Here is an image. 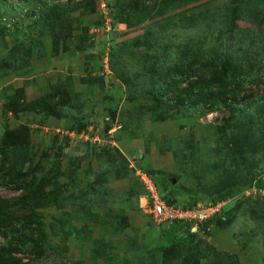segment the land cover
I'll return each instance as SVG.
<instances>
[{
    "label": "rangeland",
    "instance_id": "rangeland-1",
    "mask_svg": "<svg viewBox=\"0 0 264 264\" xmlns=\"http://www.w3.org/2000/svg\"><path fill=\"white\" fill-rule=\"evenodd\" d=\"M137 168L185 208L228 199L203 261L264 264V0H0V264H105L99 231L121 264L156 245L180 264ZM97 177L99 208L78 193Z\"/></svg>",
    "mask_w": 264,
    "mask_h": 264
},
{
    "label": "trees",
    "instance_id": "trees-1",
    "mask_svg": "<svg viewBox=\"0 0 264 264\" xmlns=\"http://www.w3.org/2000/svg\"><path fill=\"white\" fill-rule=\"evenodd\" d=\"M118 8H121L120 5L118 6ZM118 11L120 12L121 10L118 9ZM209 11H211V10H209ZM121 18H122L121 14H116L115 19H121ZM194 18L198 19L197 17H194ZM211 18H212V14H210L207 10L206 13L204 14V19L206 21H210ZM213 20H214V18L212 19V21ZM180 23H182V22H180ZM210 24H211V21L209 22V25ZM177 28L181 29L182 24H175L174 30ZM179 32H180V30H179ZM183 38L185 41L187 40L186 36H184ZM168 39L170 40V38H168ZM161 41L166 42V36L165 35L161 36ZM206 48L204 50H206ZM195 52H196V50H195ZM197 52L199 53L202 51H201V49H199V51H197ZM203 53H205V52L203 51ZM211 56L213 57V55H211ZM115 151H117V149L113 150V152H115ZM142 171H144L146 173L148 172L145 169H142ZM123 176L126 177L127 174H125ZM98 178L99 177H97V179H96L97 182H98ZM119 178H122V176H120V177L113 176L111 179H119ZM134 178L136 179L138 186L140 187V188H138L139 189L137 192L138 195H141V194L145 195L146 190H145L144 186L142 185V183L140 182L139 178H137V176H134ZM155 184L157 186L158 193L161 195V197L167 203H175V204L179 203V202H177L178 200L174 195L170 196L166 193H163L161 187L159 186V184L156 181H155ZM166 184L171 185L172 183H171V181L168 182L167 178H165V184H163V185L166 186ZM244 187H246V186H243L242 189ZM78 193L81 195L82 200L85 203H94L95 205H97L98 208H99L100 204H102V202L109 201L110 196H112L110 188L108 186H105V185L99 183V182L97 183V185H95L93 187L90 186V191H89L88 187H85V188L78 190ZM195 204H196V202L194 203V205ZM257 205L261 208H264V201H258ZM144 214L148 220L152 221V219L149 215H147L146 213H144ZM229 214H230L229 211H227V209H226L221 214H219L217 216H213L212 218H208L207 220L200 222V223L195 222V221H186V220H174L171 222H164L161 224H166L168 226V228L162 227L163 229L161 230V235H163V237L166 238L167 240H173L175 237L179 239V243L182 246V250L179 253L180 264H239L237 259H235L233 256L225 254V253L220 254V252H217V251L214 252V254H212V257L209 261H203L205 259L207 251L203 247L202 236L205 237L206 235L210 234V229L212 227L220 224L223 221V219L225 217H227ZM96 215H98L97 212H96ZM125 215H126L125 211H123V210L117 211V210L108 209V211L105 213V216H104L106 219V224H107L108 228H110L111 225L113 226V223H115V226L121 225L120 219L123 220ZM60 223L58 222V223H54V224L48 225V226L51 229V233H53L52 234L53 237H59L62 241L67 240L68 237L72 234V232L64 231L65 233H62L59 231V228L63 229V226H67L68 229H72L73 226H70L71 224L65 225L64 223H61V224ZM161 224H159V225H161ZM195 224H196L197 228L194 231H191L192 225H195ZM182 227H184L186 229V231L181 230ZM261 231L262 230H260V232ZM92 232H94V230H92L90 228H89V230H87V233L90 235H92ZM261 234L262 235L256 234L254 236V239H255V241L261 242L263 247H264V232H261ZM108 237H109L108 234L103 235L99 231L98 236L93 238L96 240V245H95V248L93 249L94 252L91 253V262L96 263L99 259H102L105 264H121L122 263V261H119L117 258L115 259V257L111 254L110 249H112L113 246L111 247V244H109V238ZM107 239H108V241H107ZM251 240H253V237L251 238ZM45 244L50 246L47 242L43 241L42 245L44 246ZM160 249H162L161 245H156L153 248H148V249L137 248V250H139V251L137 252L138 254L136 255L133 263L134 264H161V263H163L164 259L167 261L168 260L171 261L172 259L169 258L167 255L165 257H163V259H161L160 257L157 258L156 253ZM75 264H83V262H76ZM130 264H132V263L130 262Z\"/></svg>",
    "mask_w": 264,
    "mask_h": 264
},
{
    "label": "built area",
    "instance_id": "built-area-1",
    "mask_svg": "<svg viewBox=\"0 0 264 264\" xmlns=\"http://www.w3.org/2000/svg\"><path fill=\"white\" fill-rule=\"evenodd\" d=\"M135 173L146 190L145 196H147V201L144 207L146 210L145 213L158 224L174 220L195 221L200 223L208 218L221 214L228 201V199L220 200L215 203H209L204 207L201 203H197L195 206L189 208L175 203H167L158 193L157 186L152 177L139 168L136 169ZM251 189L256 191L254 187ZM244 192L248 195L249 190ZM260 192L262 193L261 195H264V190H260ZM196 228V224L192 225L191 231H194Z\"/></svg>",
    "mask_w": 264,
    "mask_h": 264
}]
</instances>
